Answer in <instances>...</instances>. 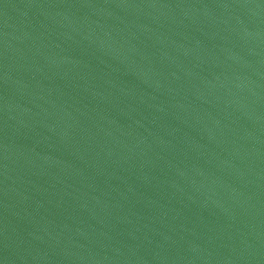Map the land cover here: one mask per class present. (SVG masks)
Returning a JSON list of instances; mask_svg holds the SVG:
<instances>
[{
	"label": "water",
	"instance_id": "95a60500",
	"mask_svg": "<svg viewBox=\"0 0 264 264\" xmlns=\"http://www.w3.org/2000/svg\"><path fill=\"white\" fill-rule=\"evenodd\" d=\"M0 264H264V0H0Z\"/></svg>",
	"mask_w": 264,
	"mask_h": 264
}]
</instances>
